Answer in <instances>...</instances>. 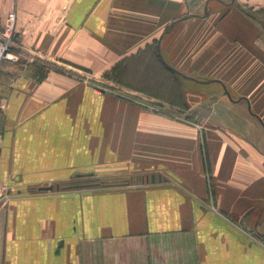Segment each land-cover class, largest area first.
Instances as JSON below:
<instances>
[{"label": "crops", "instance_id": "0c3cea01", "mask_svg": "<svg viewBox=\"0 0 264 264\" xmlns=\"http://www.w3.org/2000/svg\"><path fill=\"white\" fill-rule=\"evenodd\" d=\"M187 1L0 0V264H264V0Z\"/></svg>", "mask_w": 264, "mask_h": 264}, {"label": "rangeland", "instance_id": "374dc122", "mask_svg": "<svg viewBox=\"0 0 264 264\" xmlns=\"http://www.w3.org/2000/svg\"><path fill=\"white\" fill-rule=\"evenodd\" d=\"M224 2H225V4L227 3L228 5H224V4H222V3H220L219 1H212V5H211V9L213 10V11H218L217 13H224L225 11H228L229 9H231L233 6H229L232 2V0H223ZM209 1L208 0H188L187 1V3H186V13H188L189 12V9H190V11H192V12H199L200 14H203L204 12H205V5H206V3H208ZM237 2V7L238 8H240L241 10H244V11H246V12H250V8L249 7H247V6H244V5H242L241 4V0L240 1H236ZM191 6V8H189ZM3 28H4V23L3 24H1V21H0V39H2L3 38ZM221 52L219 51V54H220ZM145 59V58H144ZM144 59L143 58H141V63L143 64V65H148V66H151V65H153V63H154V56H153V54L150 52L149 54H147L146 55V61L144 62ZM4 60V59H3ZM143 61V62H142ZM151 70V69H150ZM210 70V69H209ZM143 71H145V70H143ZM118 73L119 74H121L120 73V71H118ZM117 73V74H118ZM129 72H126L125 73V70L124 69H122V75H125V77L126 78H129V76L127 75ZM209 76H211L210 74H208ZM141 82H145V78L144 77H139L138 78ZM137 79V80H138ZM139 83L138 85H140V86H144V85H146L145 83ZM106 86H111L110 84H105ZM147 86H149L150 88H151V86L152 85H150V84H147ZM187 86H190V89H189V92H191V94L193 95V89H196L197 90V92L196 93H199V94H201L202 96H205V94H206V91H204V89L203 88H205L206 86H203L202 84H200V83H192V84H187ZM219 86V88H218V90H217V95H216V97H217V99H221L222 101H217V102H215V101H213V102H211V104L212 105H216V107H228V105H227V103H228V101H227V103H226V101L225 100H223V96L221 95V94H223L224 93V90H223V88L220 86V85H218ZM211 87H216V86H211ZM233 85H230V88L233 90ZM153 89L154 90H158V88L156 87V86H154V84H153ZM213 93H215V91H213ZM134 96L133 97H135L136 99V101L138 102V103H140V104H142V105H151L152 104V102H150V100H147V98H145V97H143V96H140L139 94H133ZM156 104H158V102L157 101H153V106L155 107L156 106ZM211 105V106H212ZM221 105V106H220ZM235 107H237V108H240V109H245V103H243V104H241V106H235ZM189 108H191V106L188 104V105H186V109H189ZM237 113H243V111L241 110V111H237ZM235 118H241V116H237V117H235ZM185 119H186V121L187 122H190V123H195V122H198V117H194V116H192V115H186V117H185ZM256 123L258 124V122L256 121ZM259 125V124H258Z\"/></svg>", "mask_w": 264, "mask_h": 264}, {"label": "built area", "instance_id": "2783aa9c", "mask_svg": "<svg viewBox=\"0 0 264 264\" xmlns=\"http://www.w3.org/2000/svg\"><path fill=\"white\" fill-rule=\"evenodd\" d=\"M17 14L10 12L4 22L3 38L0 39V66L2 60L9 55V45L15 32Z\"/></svg>", "mask_w": 264, "mask_h": 264}, {"label": "water", "instance_id": "95a60500", "mask_svg": "<svg viewBox=\"0 0 264 264\" xmlns=\"http://www.w3.org/2000/svg\"><path fill=\"white\" fill-rule=\"evenodd\" d=\"M227 93L229 94V92L227 91ZM155 176V175H154ZM154 176H152V178L154 177ZM160 178V177H159ZM154 180V179H153Z\"/></svg>", "mask_w": 264, "mask_h": 264}]
</instances>
